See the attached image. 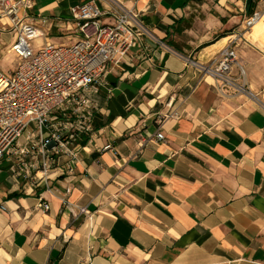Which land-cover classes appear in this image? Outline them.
Returning a JSON list of instances; mask_svg holds the SVG:
<instances>
[{
    "label": "crops",
    "instance_id": "crops-1",
    "mask_svg": "<svg viewBox=\"0 0 264 264\" xmlns=\"http://www.w3.org/2000/svg\"><path fill=\"white\" fill-rule=\"evenodd\" d=\"M120 1L141 13L155 41L105 73L90 97L92 133L69 146L75 163L53 156L44 184L0 160V264H264V51L231 39L246 0ZM77 3L32 0L34 48L78 40ZM4 23L0 70L8 71L16 60ZM226 48L255 98L223 96L189 65Z\"/></svg>",
    "mask_w": 264,
    "mask_h": 264
},
{
    "label": "built area",
    "instance_id": "built-area-1",
    "mask_svg": "<svg viewBox=\"0 0 264 264\" xmlns=\"http://www.w3.org/2000/svg\"><path fill=\"white\" fill-rule=\"evenodd\" d=\"M31 8L32 0H0V20H5L4 27L14 36L8 51L16 60L12 69L0 70V160L13 159L17 178L47 184L55 169L53 156L66 154L75 163L76 154L69 153V146L92 133L95 108L90 97L103 83L105 73L123 63L134 49L142 52L140 57L145 55L144 40L154 39L143 25L141 13L120 0H78L71 8L78 40L68 46L44 43L34 48L40 35L36 18L26 16ZM257 16L254 12L244 25L252 27ZM189 65L201 79L211 80L219 94L253 97L234 49H224L206 64L190 61ZM177 118V113L167 116ZM28 130L31 133L21 147L18 140ZM163 138L161 132L155 134L157 141ZM107 150L111 147L101 149ZM66 171L73 175L72 167ZM66 190L69 192L68 187ZM42 208L48 211V206ZM80 213L87 212L81 209Z\"/></svg>",
    "mask_w": 264,
    "mask_h": 264
},
{
    "label": "bare ground",
    "instance_id": "bare-ground-1",
    "mask_svg": "<svg viewBox=\"0 0 264 264\" xmlns=\"http://www.w3.org/2000/svg\"><path fill=\"white\" fill-rule=\"evenodd\" d=\"M248 39L264 51V12L254 20ZM225 42L227 40L223 41V43Z\"/></svg>",
    "mask_w": 264,
    "mask_h": 264
},
{
    "label": "rangeland",
    "instance_id": "rangeland-1",
    "mask_svg": "<svg viewBox=\"0 0 264 264\" xmlns=\"http://www.w3.org/2000/svg\"><path fill=\"white\" fill-rule=\"evenodd\" d=\"M263 0H256V3H257V9H256V13H258V15L262 14L264 12V2H262ZM248 18V17H247ZM251 32V27H247L244 25L243 23V27L240 29V31L238 32V34H235L234 38H231L232 40L233 39H239L240 40V43L243 45V44H248L250 41L248 40V36H249V33ZM249 45V44H248ZM254 45V44H253ZM250 46V45H249ZM255 46V45H254ZM235 51V49H234ZM236 53V52H235ZM8 54V53H7ZM237 55V54H236ZM261 106V105H259Z\"/></svg>",
    "mask_w": 264,
    "mask_h": 264
},
{
    "label": "trees",
    "instance_id": "trees-1",
    "mask_svg": "<svg viewBox=\"0 0 264 264\" xmlns=\"http://www.w3.org/2000/svg\"><path fill=\"white\" fill-rule=\"evenodd\" d=\"M254 13V6H249L248 10H247V17H251Z\"/></svg>",
    "mask_w": 264,
    "mask_h": 264
},
{
    "label": "water",
    "instance_id": "water-1",
    "mask_svg": "<svg viewBox=\"0 0 264 264\" xmlns=\"http://www.w3.org/2000/svg\"><path fill=\"white\" fill-rule=\"evenodd\" d=\"M253 0H246L245 10L247 11Z\"/></svg>",
    "mask_w": 264,
    "mask_h": 264
}]
</instances>
